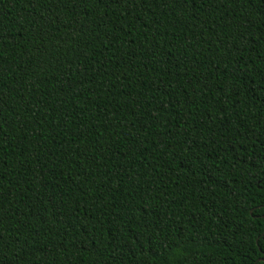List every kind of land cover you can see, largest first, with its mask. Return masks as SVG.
I'll use <instances>...</instances> for the list:
<instances>
[{
    "label": "trees",
    "instance_id": "obj_1",
    "mask_svg": "<svg viewBox=\"0 0 264 264\" xmlns=\"http://www.w3.org/2000/svg\"><path fill=\"white\" fill-rule=\"evenodd\" d=\"M264 0H0V264H264Z\"/></svg>",
    "mask_w": 264,
    "mask_h": 264
},
{
    "label": "water",
    "instance_id": "obj_2",
    "mask_svg": "<svg viewBox=\"0 0 264 264\" xmlns=\"http://www.w3.org/2000/svg\"><path fill=\"white\" fill-rule=\"evenodd\" d=\"M260 261H264V259H261Z\"/></svg>",
    "mask_w": 264,
    "mask_h": 264
}]
</instances>
